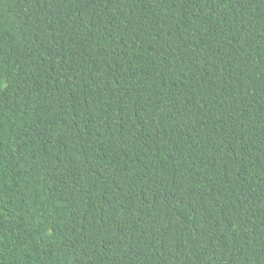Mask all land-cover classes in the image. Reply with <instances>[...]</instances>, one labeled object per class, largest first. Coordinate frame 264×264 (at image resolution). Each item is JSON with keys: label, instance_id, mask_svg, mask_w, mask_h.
<instances>
[{"label": "trees", "instance_id": "obj_1", "mask_svg": "<svg viewBox=\"0 0 264 264\" xmlns=\"http://www.w3.org/2000/svg\"><path fill=\"white\" fill-rule=\"evenodd\" d=\"M0 264H264V0H0Z\"/></svg>", "mask_w": 264, "mask_h": 264}]
</instances>
